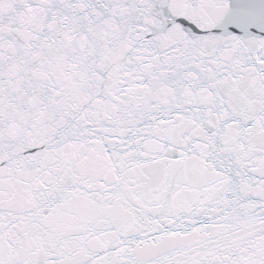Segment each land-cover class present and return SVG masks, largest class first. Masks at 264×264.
Instances as JSON below:
<instances>
[{"label": "snow or ice", "instance_id": "1", "mask_svg": "<svg viewBox=\"0 0 264 264\" xmlns=\"http://www.w3.org/2000/svg\"><path fill=\"white\" fill-rule=\"evenodd\" d=\"M0 264H264V0H0Z\"/></svg>", "mask_w": 264, "mask_h": 264}]
</instances>
